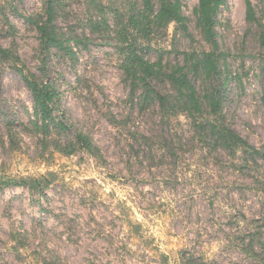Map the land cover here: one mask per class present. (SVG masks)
I'll list each match as a JSON object with an SVG mask.
<instances>
[{
    "label": "rangeland",
    "instance_id": "rangeland-1",
    "mask_svg": "<svg viewBox=\"0 0 264 264\" xmlns=\"http://www.w3.org/2000/svg\"><path fill=\"white\" fill-rule=\"evenodd\" d=\"M249 1L258 22L246 21L245 0H228L218 16L221 74L191 79L200 94L222 86L228 124L264 152V0ZM58 3L56 25L75 57L53 52L44 79L57 87L68 135H88L103 160L43 148L33 130L31 96L11 64L0 59V264H180L184 251L207 264H252L236 250L235 238L247 222L264 220L256 174L215 166L199 150L185 117L168 121L154 104L140 111L128 102L117 32L130 28L141 0ZM196 6L197 0L183 2L190 36L172 24L155 30L138 39L144 57L174 65L184 63L185 52L208 49L196 27ZM42 11L43 0H0V44L40 78L38 35L22 17ZM112 116L125 130L110 124ZM127 130L150 137L149 144L188 145L192 166L170 167L160 152L139 166L127 148ZM258 173L264 178L262 161ZM20 178L49 184L42 192L3 184Z\"/></svg>",
    "mask_w": 264,
    "mask_h": 264
},
{
    "label": "trees",
    "instance_id": "trees-1",
    "mask_svg": "<svg viewBox=\"0 0 264 264\" xmlns=\"http://www.w3.org/2000/svg\"><path fill=\"white\" fill-rule=\"evenodd\" d=\"M183 2L184 0H141L140 9L129 18L130 28L125 26L117 32L119 68L122 71L123 82L129 89L128 102L140 111L148 104H154L160 117L168 121L179 116L185 117L193 132V140H197L199 150L205 157H212L217 167H227L241 172L243 169H249L256 174V183L262 186L258 190L264 192V178L258 173L259 161L264 162V152L251 146L228 124L223 111V87H213L200 94L191 79L197 75L210 79L221 74L219 60L223 58V54L220 53L216 40V26L221 10L228 9V0H197L194 9L196 27L208 49L202 47L183 53L184 63L164 64L160 58L151 61L144 57L138 44V39L147 38L155 30L171 24L175 26L176 32L190 36L188 19L183 13ZM58 5V0H43L42 13L22 17L38 35V69L41 78L28 71L12 49L1 44L0 59L11 64V68L21 77L31 96L33 130L40 136L43 148H52L66 156L83 151L102 161L99 149L88 135L80 131L75 132L73 136L68 135L70 125L60 118L61 114L58 113L57 87L52 81L44 79L48 60L53 52L75 57L69 40L56 25ZM245 19L249 23L258 22L249 0H245ZM103 24L106 29H110L106 23ZM10 28L13 29V26ZM262 40L264 42V37ZM157 85H162L164 91L158 89ZM109 122L117 129L125 130L122 129L125 125L113 116L109 118ZM62 135L67 139L64 144L60 141ZM123 136L128 142L127 148L139 166L143 164V161H140L142 158L153 159V153L157 152H160L161 160L169 162L170 167L192 166L186 159L188 145H183L180 141L175 143L166 140L164 144H149L152 139L137 130H127ZM236 157L239 162L235 161ZM225 158L228 159L226 163L223 160ZM3 184L6 187H25L31 192H42L49 183L45 178H20L9 179ZM245 227L246 229L239 232L235 238L236 250L252 264H264V220L247 222ZM179 260L180 264H207L206 260L190 251L182 252Z\"/></svg>",
    "mask_w": 264,
    "mask_h": 264
}]
</instances>
